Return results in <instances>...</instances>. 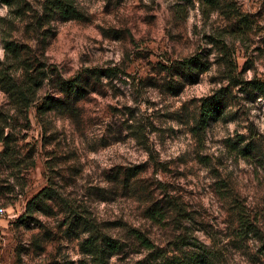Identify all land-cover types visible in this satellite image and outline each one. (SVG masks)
Returning a JSON list of instances; mask_svg holds the SVG:
<instances>
[{
  "label": "rangeland",
  "instance_id": "rangeland-1",
  "mask_svg": "<svg viewBox=\"0 0 264 264\" xmlns=\"http://www.w3.org/2000/svg\"><path fill=\"white\" fill-rule=\"evenodd\" d=\"M199 251L264 264V0H0V264Z\"/></svg>",
  "mask_w": 264,
  "mask_h": 264
},
{
  "label": "trees",
  "instance_id": "trees-1",
  "mask_svg": "<svg viewBox=\"0 0 264 264\" xmlns=\"http://www.w3.org/2000/svg\"><path fill=\"white\" fill-rule=\"evenodd\" d=\"M6 2H11L12 0H4ZM193 60L188 61L189 63H191ZM187 62V63H188ZM189 69H193L191 65L188 66ZM79 86L78 84H73V86H71L72 88H74L75 86ZM75 90V94L76 96H83V88L82 89H74ZM35 200H31L28 203V209L29 212L32 211V207L34 204ZM121 248V245H119L117 242L112 241V243H110L109 240H106L105 242V246H104V252H116L118 249ZM155 264H212V259L210 260V256L205 254V251L202 252H189L187 255L184 256V258H179L177 256H173V257H166L164 258L160 263H155Z\"/></svg>",
  "mask_w": 264,
  "mask_h": 264
}]
</instances>
